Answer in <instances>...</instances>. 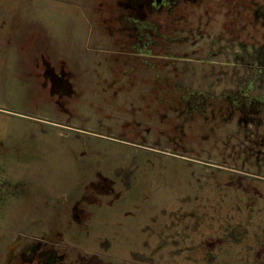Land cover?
<instances>
[{
    "label": "rangeland",
    "instance_id": "rangeland-1",
    "mask_svg": "<svg viewBox=\"0 0 264 264\" xmlns=\"http://www.w3.org/2000/svg\"><path fill=\"white\" fill-rule=\"evenodd\" d=\"M239 1L181 2L163 22L167 35L178 39L166 47L187 52L190 60L151 69L106 53L117 36L108 21L124 13L112 0H100V14L97 2L88 0L86 18L72 0H0V177L31 185L49 178L51 191L63 197L86 191L85 181L100 183L101 192L100 205L87 207L95 220L89 216V228L73 232L64 200L54 201L55 210L37 200L32 206L21 198L0 203V264L16 251L17 234H24L12 228L21 222L9 221V214L25 218L42 211L56 213V230L44 225L25 233L55 240L69 264H100L105 257L123 264L133 255L135 264H264V155L257 146L250 153L248 144L263 135L264 120L247 126L236 113L227 114V99L239 90L264 96L261 27L248 25L250 84L240 81L239 63L231 68L243 39L234 8ZM235 38L231 49L226 42ZM47 64L70 67L69 95L51 92ZM118 66L133 72H107ZM114 78L182 85L100 84ZM190 91L217 99L188 120L197 110ZM37 188L49 191L43 183ZM122 208L131 215H119ZM226 221L247 225L244 242L230 246V238L218 239Z\"/></svg>",
    "mask_w": 264,
    "mask_h": 264
},
{
    "label": "flooded vegetation",
    "instance_id": "flooded-vegetation-1",
    "mask_svg": "<svg viewBox=\"0 0 264 264\" xmlns=\"http://www.w3.org/2000/svg\"><path fill=\"white\" fill-rule=\"evenodd\" d=\"M84 1V3H83ZM97 2V13L100 14V0H94ZM114 1L115 7L117 9L123 8L124 13L123 15H117L113 16L108 23H110V26H108L109 29H112V34H115L117 36L114 37V43L111 44L109 48H107V52L109 55L118 57V62L127 64H135L136 62H139L146 66V68L154 69V67H162V65H175V64H182L185 65L187 59L186 53H172L174 50L172 48L166 47L167 44H174L178 39L170 38L166 31L165 27L163 26V22H165L166 18L170 17V13L174 8H176L181 2H197V0H112ZM73 4L78 6L80 9H82L81 15H83L86 18V11L88 8V0H78L77 2H74L72 0ZM236 10H239L240 12V19H241V28L240 32L243 33V39H240L239 46L241 48V53H233V56H237V60H235L231 68L233 69L234 66H237L238 63L241 66L242 76L240 81L242 83H249L248 78V68L249 63L247 60V57L249 53H247L248 48V25L253 27V24H256L257 28L256 30L261 27L264 30V0H240L239 3L234 6ZM119 13V12H118ZM248 13H249V20H248ZM7 14V13H6ZM8 15V14H7ZM237 13L235 12L234 16H236ZM117 17V18H116ZM162 22V23H161ZM20 31L18 29L15 30V34H18ZM10 33V32H9ZM9 33H6L5 38L7 39V44L9 42ZM1 39L4 37L1 35ZM260 41H262V46H264V32L261 33ZM258 40V41H259ZM236 40L233 39L230 43L226 42L229 48H233L232 43H234ZM257 41V43H258ZM230 45H229V44ZM212 45H217L216 41H212ZM250 46H254V44H250ZM8 49H14V48H8ZM16 50V49H15ZM18 51V50H16ZM261 60V59H260ZM264 61V59H263ZM264 63V62H263ZM261 64L258 67V73H262L264 71V64ZM136 65V64H135ZM131 66V65H130ZM50 71L52 73V77L60 76L61 74H64L67 80V83L71 87V81L69 80L70 73L72 72L70 67L67 65H52L47 64L44 66V72ZM105 71V70H104ZM107 72L110 73H118V75H124L130 72H133L132 67H129V69H120L119 66L114 69L111 67V69H107ZM45 76V75H44ZM47 80L49 79L47 76H45ZM49 81V80H48ZM100 84H107L109 86L113 87H158V86H179L182 85L179 83L178 80H159V79H138V80H121V79H100ZM246 84L238 85V88L244 87ZM191 86V84H188ZM50 86V81H49ZM186 86V85H184ZM71 89V88H70ZM71 93V92H70ZM258 97V96H257ZM217 98L216 96L213 98V103H215ZM249 100V97L247 99H229V112L227 113L228 116H233L235 113L239 116L240 122L243 121V123L247 126L253 125L256 121L264 120V96L258 97L256 106L251 104V101ZM228 101V100H227ZM236 109L239 111L236 112ZM257 109V110H256ZM256 122V123H257ZM264 129V126H263ZM251 149H249V152H253L255 146H257V149L260 150L261 155H264V133L260 137L255 138V141H250ZM263 160V159H262ZM43 181L36 180L32 182V185L30 182H26L24 180H21L19 178L14 177H8L7 175H4L3 177H0V203L6 204L10 200L17 199H24L28 202L29 206H32L35 201H41L45 206H52L53 210L56 208V201L57 200H64L63 205H66L65 210V217L67 220L68 226H73V230H70L68 232H73L74 230H81L83 226H86L87 229L88 224L86 222L89 219V216L92 217V221H94V215L95 214H88L87 207L92 206H99L100 205V183L93 182V181H85L84 184H86V191L84 192H75L72 194H68L67 197H63L62 195H57V193L51 191L52 185L48 179L43 177ZM40 183L46 184L49 186V191L41 193L39 187ZM88 187L92 189V191L88 190ZM96 189V190H95ZM110 202L111 200H114L112 197L107 198ZM43 200V201H42ZM55 201V202H54ZM116 203V199L114 200ZM109 203V202H108ZM113 203V202H111ZM102 204V203H101ZM91 210V208H90ZM119 215H122L123 217L131 215V212L128 208H122L120 211H116ZM15 213V212H12ZM10 213L8 216L9 221L14 222H21L18 227H12L17 228V232H24V234H17L16 238H18L16 246V251L12 252L13 256H10L8 258H5L4 261H2V264H69L70 256L67 255L64 250L60 251L57 248V242L55 240H47L45 239V235H40L41 237H38L37 235L33 234H26L25 232L35 231V230H44V225H51L49 227V231L56 230L55 227H57V216L56 213L53 212L52 214H46L42 212H39L36 215H33L31 217H21L19 215H13ZM115 213V215H117ZM4 217L5 214H4ZM3 217V219H4ZM235 225H228L226 226V233L224 235V238H230L232 240H222L226 241L230 244V246L235 242H240L243 240V242L246 240V233L247 231V225L243 224L241 226ZM262 226H260L261 228ZM91 228V227H90ZM94 228L92 227V230ZM112 230V229H111ZM95 231V229H94ZM100 232L104 233L103 229H100ZM112 232V231H108ZM226 235V236H225ZM239 235H241V240H237L235 238H238ZM73 236V235H72ZM84 236L81 235L78 240L83 241ZM93 241V240H92ZM100 243V237L97 239H94L93 243ZM233 242V243H232ZM72 244V243H71ZM233 246V245H232ZM111 245L109 244L107 248H110ZM129 247V246H128ZM130 254L135 253L134 250L130 249L128 250ZM95 254V253H94ZM133 256H129L128 259L125 257L123 260V264H135V261L131 262ZM101 258V257H100ZM101 258L100 260L102 263L100 264H115L109 257ZM129 260V261H128ZM85 262L83 264H88V261H82ZM81 264V262H80Z\"/></svg>",
    "mask_w": 264,
    "mask_h": 264
},
{
    "label": "trees",
    "instance_id": "trees-1",
    "mask_svg": "<svg viewBox=\"0 0 264 264\" xmlns=\"http://www.w3.org/2000/svg\"><path fill=\"white\" fill-rule=\"evenodd\" d=\"M44 75L49 78L48 80L50 81V90H51L52 93H60V94H65V95L66 94L67 95L70 94V92H71L70 85L67 83V80H66V77H65L64 74H61L60 76H57V77H52L51 76L52 73L50 71H45ZM190 92H191L190 93L191 94V98H193L196 101L197 110L195 111L194 115L188 116V118H187L188 120L191 119L193 116L199 115L200 113H202V110H201L202 109V106L212 105L213 98L215 97V96L208 95V94H197V95L193 96L192 95L193 91H190ZM239 92H242L243 95L236 96ZM238 93L236 95H233L231 97H228V99H227L228 101L226 102V103H228L227 105H229V99L230 98L238 100L240 98L247 99V97H249V100H247V101H251V104H253L254 106H256V102H257L256 99H258L257 96L251 97L249 95V92H248L247 89L246 90H243V91L239 90ZM237 111L238 110L236 109V112ZM181 122H183V121H181ZM174 145L176 146V144H174ZM177 145H179L181 148H183V146H181L180 144H177ZM175 146H173V147H175ZM186 150H188V149H186ZM223 224H227L225 226L235 225V226H238V228H240L239 226L243 225V224H232V223H228L227 221L225 223H223ZM259 229H260V227H259ZM222 232L225 234L227 232L226 231V228L223 229ZM218 239L225 240V238L222 237V236H219ZM235 239H237L238 241L241 240V235H239V237L238 238H235Z\"/></svg>",
    "mask_w": 264,
    "mask_h": 264
}]
</instances>
